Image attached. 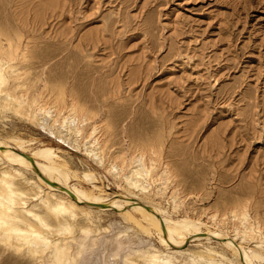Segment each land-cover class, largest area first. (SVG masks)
Masks as SVG:
<instances>
[{
    "label": "rangeland",
    "instance_id": "374dc122",
    "mask_svg": "<svg viewBox=\"0 0 264 264\" xmlns=\"http://www.w3.org/2000/svg\"><path fill=\"white\" fill-rule=\"evenodd\" d=\"M1 58L0 142L51 147L70 185L124 193L264 256V0H0ZM140 152L143 191L110 170ZM4 182L18 209L2 214L0 264H245L214 237L162 243L128 207L48 212L40 198L62 195L1 159Z\"/></svg>",
    "mask_w": 264,
    "mask_h": 264
},
{
    "label": "bare ground",
    "instance_id": "6f19581e",
    "mask_svg": "<svg viewBox=\"0 0 264 264\" xmlns=\"http://www.w3.org/2000/svg\"><path fill=\"white\" fill-rule=\"evenodd\" d=\"M5 63L6 61L1 58L0 59V78L2 77V67ZM69 119L70 118H66L64 120V123L66 124L67 120ZM73 119L71 118V120ZM45 120L47 121V119ZM46 121L44 122L46 123ZM73 122L75 121H71L72 123L71 125L75 127L76 123L73 124ZM67 125L69 128L68 123ZM70 127H71L70 129H72V126ZM73 131H75L76 134L80 133L79 128H76L75 130L73 129ZM66 137L67 136L63 137V140H65L64 138ZM67 138L71 139L69 138V136ZM73 140L71 139L70 141L73 142ZM66 141L67 140H65V142ZM70 141H67V142L71 143ZM75 143L77 144L76 141ZM27 144L28 143L25 140H22L20 138L12 139V141L10 142L8 141L0 142V160L4 159L8 161L9 163H13V164L19 165L24 168H31L35 170L37 178L44 184V186L48 189L49 193L52 196H54L55 193L62 195V196L55 197V204L53 205L50 204L47 198H42V197L40 198L41 206H43L44 209L48 212L68 213L71 217H74L75 216L74 209L77 206H80L79 203L80 204L82 203L81 205H86L88 207L95 208V209H101V210L115 209L119 212L125 213V215L132 217L130 215L129 210L126 209V207H128L130 208V210L133 209L141 213L142 215H144L145 220H146V217L149 218L153 226L156 227V229L160 233V241L162 243L167 244L168 242H172L174 244L182 245L183 243H185V241H188V239L190 238L192 239L191 241H193V240H201V239L209 240L211 237H214L216 239H221L223 245H225L227 248L235 252V254H237L238 257L241 258L245 264H254L253 259L255 258H257V260L258 259L264 260V256L261 253L257 252L256 250H252V249L246 250L241 244L236 243L232 237H230L229 235L227 236L226 233L221 230L212 231V232L208 231L209 232L208 234L203 232L200 228L201 222H196L186 217L185 218L183 217L180 219H170L166 216V214H164V212L160 208L155 207L153 205H147L144 203H140L137 201L136 202L132 201V199L127 198L124 195V193L121 194V193H118L117 191H113V192L110 191L111 193H108V192L101 193V191L99 190H98L99 192H93V191L91 192L81 187V185L79 186L75 184L70 185L68 180L70 178L71 173L75 174V171L70 170L67 167V165L63 164L64 161L62 163L59 162L58 155L56 154L53 148L48 147V146H40V147L33 148L30 153H27L25 150L27 147ZM96 144H98V141L95 139L93 141V146L95 145V147H98L99 145L97 146ZM90 145L91 144H89V146ZM93 149L90 151H93ZM142 159H143V155L140 152L139 156H137V160L135 161L136 163H134V165L132 164V167L127 169L126 172H122L121 175L119 172L120 168H118L114 163L111 165L110 170L112 169L116 176H122L124 181H126L128 185H131L132 187L143 191L145 190V187L147 185L144 182L145 179L142 185L140 183L141 180H139V178H145L148 171L145 170L142 164ZM15 171L17 172L18 170L15 169ZM83 178L85 181L90 182V183H93V180H95L93 173L90 171L85 172L83 175ZM2 186L3 187L0 190V217H1L0 225L4 221L2 219L4 218V216L2 215L4 212H14L15 210L18 209V207H16V201H15L14 194L12 191L9 190L10 184L7 182H4ZM92 186L96 189L99 187L94 184H92ZM21 204L25 205V202L24 203L21 202ZM92 204H98V206L95 207V206H92ZM21 208H24V207L22 206ZM24 210L27 213H31L28 209H24ZM33 216L36 218L37 221H39L42 225H44L43 220L40 218L41 216L35 215V214ZM244 222H243V225L245 224L246 226V227L243 226L244 230L239 231L237 228L234 227L235 235L240 233L242 237H246L247 235L246 233H248V228H247L246 223ZM14 231L17 235H20L21 231L19 229H14ZM3 236H5V234ZM27 236H28L27 233H25L24 238H26ZM41 239L45 241V238H43L40 234H38V232H35L31 241L32 243H37V241ZM87 258L88 257H86V259ZM86 259L84 260L86 261ZM169 260H170L169 254H164L163 256H160L158 254L148 256L149 264H168Z\"/></svg>",
    "mask_w": 264,
    "mask_h": 264
},
{
    "label": "water",
    "instance_id": "95a60500",
    "mask_svg": "<svg viewBox=\"0 0 264 264\" xmlns=\"http://www.w3.org/2000/svg\"><path fill=\"white\" fill-rule=\"evenodd\" d=\"M81 204H82V203H81ZM92 206H95V207H96V206H98V204H92Z\"/></svg>",
    "mask_w": 264,
    "mask_h": 264
}]
</instances>
